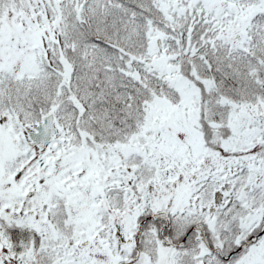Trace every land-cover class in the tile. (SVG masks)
Masks as SVG:
<instances>
[{"label":"snow or ice","instance_id":"1","mask_svg":"<svg viewBox=\"0 0 264 264\" xmlns=\"http://www.w3.org/2000/svg\"><path fill=\"white\" fill-rule=\"evenodd\" d=\"M0 264H264V0H0Z\"/></svg>","mask_w":264,"mask_h":264}]
</instances>
